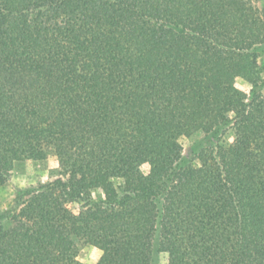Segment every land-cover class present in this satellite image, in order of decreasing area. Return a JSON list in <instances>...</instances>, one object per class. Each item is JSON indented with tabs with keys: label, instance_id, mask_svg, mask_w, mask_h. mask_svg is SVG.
<instances>
[{
	"label": "trees",
	"instance_id": "trees-1",
	"mask_svg": "<svg viewBox=\"0 0 264 264\" xmlns=\"http://www.w3.org/2000/svg\"><path fill=\"white\" fill-rule=\"evenodd\" d=\"M263 54L264 0H0V185L58 164L0 264H264Z\"/></svg>",
	"mask_w": 264,
	"mask_h": 264
},
{
	"label": "rangeland",
	"instance_id": "rangeland-1",
	"mask_svg": "<svg viewBox=\"0 0 264 264\" xmlns=\"http://www.w3.org/2000/svg\"><path fill=\"white\" fill-rule=\"evenodd\" d=\"M263 56L261 57L262 59ZM237 85L242 89L246 87L242 82H238ZM181 141L184 144L185 154L191 156L189 150L190 140L182 138ZM57 176L58 164L51 158L48 160H27L17 163L7 182L0 185V211L8 206L19 189L47 182ZM101 253L102 251L98 247L89 243H82L78 259L81 264H96ZM166 263L167 255L163 253L161 255V264Z\"/></svg>",
	"mask_w": 264,
	"mask_h": 264
}]
</instances>
